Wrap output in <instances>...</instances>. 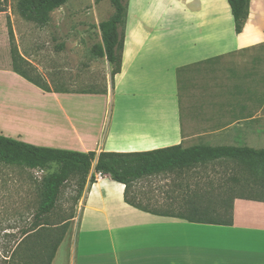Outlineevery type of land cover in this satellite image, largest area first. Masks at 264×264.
<instances>
[{"label": "crops", "instance_id": "0c3cea01", "mask_svg": "<svg viewBox=\"0 0 264 264\" xmlns=\"http://www.w3.org/2000/svg\"><path fill=\"white\" fill-rule=\"evenodd\" d=\"M7 68L6 137L96 153L264 149V0H250L240 33L227 0H129L121 71L106 94L47 92ZM91 175L52 264H264V201L236 198L232 225L195 223L136 208L123 183Z\"/></svg>", "mask_w": 264, "mask_h": 264}, {"label": "rangeland", "instance_id": "374dc122", "mask_svg": "<svg viewBox=\"0 0 264 264\" xmlns=\"http://www.w3.org/2000/svg\"><path fill=\"white\" fill-rule=\"evenodd\" d=\"M18 2L0 0V68L9 67L13 46L35 67L30 74L37 78L39 74L38 79L52 88L111 91L113 66L92 51L102 44L100 22L115 12L111 0H69L50 13L46 24L22 15ZM196 130L186 128L187 132ZM56 169L55 165L40 170L0 161V264H32L36 260L31 258L38 251L30 249L35 238L21 243V232L32 223L37 211L42 177ZM182 170L145 177L130 188L129 196L147 209L178 212L191 196L221 193L227 184L249 175L246 166L231 159ZM79 181L80 177L74 175L62 188L59 204L49 216L51 225L74 215ZM235 185L237 193L244 191Z\"/></svg>", "mask_w": 264, "mask_h": 264}, {"label": "trees", "instance_id": "16d2710c", "mask_svg": "<svg viewBox=\"0 0 264 264\" xmlns=\"http://www.w3.org/2000/svg\"><path fill=\"white\" fill-rule=\"evenodd\" d=\"M69 0H19L18 9L20 13L30 19L42 24L50 21V13L64 6ZM234 17L235 31L242 32L249 15L250 0H227ZM115 12L111 18L100 22L102 32V44L94 46L93 53L97 57H106L112 64V87H114L115 76L121 71L122 53L124 48V26L127 18L128 0H111ZM13 31H10V39ZM10 65L7 69L14 71L26 80L35 84L47 92H72L66 88H52L48 83L40 81L30 73L35 67L29 62L16 47L11 46ZM80 93H108L107 89L99 91H83ZM231 159L247 167L248 177L237 179L234 184H227L221 193L206 192L196 196L183 204V211L151 210L134 202L129 196V190L135 182L142 178L172 171L175 169L189 170L197 168L215 160ZM0 161L10 165H19L30 169L45 170L52 165L57 166L42 177L40 201L35 212V222L38 228L24 230L27 241L35 238L30 249H36L31 260L32 264H52L56 252L63 241L70 219H64L61 223L51 225L49 216L58 206L61 199L62 188L74 176L78 175L77 199L81 197L91 171L108 176L112 180L125 185V200L132 206L141 210L152 212L162 216H173L186 219L195 223L207 224H233V208L236 198H246L264 201V149H255L246 146H211L195 145L182 147L174 145L158 148L150 151L140 152H114L94 151L81 152L51 147L36 146L24 141L0 135ZM251 177V178H250ZM94 174L90 180L93 182ZM238 184L244 191L237 193L235 188ZM254 191L260 194H254ZM20 243V242H19ZM30 264V263H28Z\"/></svg>", "mask_w": 264, "mask_h": 264}, {"label": "built area", "instance_id": "2783aa9c", "mask_svg": "<svg viewBox=\"0 0 264 264\" xmlns=\"http://www.w3.org/2000/svg\"><path fill=\"white\" fill-rule=\"evenodd\" d=\"M100 174V173H99Z\"/></svg>", "mask_w": 264, "mask_h": 264}]
</instances>
